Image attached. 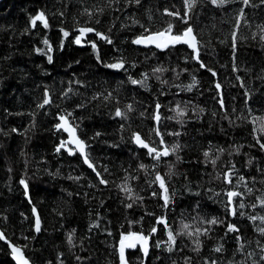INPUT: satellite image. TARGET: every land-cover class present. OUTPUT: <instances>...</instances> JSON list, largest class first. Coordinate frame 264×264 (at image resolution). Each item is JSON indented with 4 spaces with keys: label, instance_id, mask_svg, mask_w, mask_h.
<instances>
[{
    "label": "trees",
    "instance_id": "trees-1",
    "mask_svg": "<svg viewBox=\"0 0 264 264\" xmlns=\"http://www.w3.org/2000/svg\"><path fill=\"white\" fill-rule=\"evenodd\" d=\"M40 13L47 27L33 25ZM169 25L170 35L190 27L197 52L181 42L163 49L133 43ZM83 28L93 31L76 43ZM262 37L264 0H195L191 9L185 0L0 2L6 238L32 264H121L117 244L129 232L148 236V251L128 249L126 264H264ZM116 63L123 67L108 66ZM46 92L50 102L41 108ZM63 114L96 173L71 146L57 152L65 135L55 124ZM135 133L157 149L163 141L169 154L156 159L137 148ZM229 191L240 193L231 204ZM169 231L176 237L171 251ZM0 264H14L1 239Z\"/></svg>",
    "mask_w": 264,
    "mask_h": 264
},
{
    "label": "snow or ice",
    "instance_id": "snow-or-ice-1",
    "mask_svg": "<svg viewBox=\"0 0 264 264\" xmlns=\"http://www.w3.org/2000/svg\"><path fill=\"white\" fill-rule=\"evenodd\" d=\"M137 2H139V0H137ZM224 2H225V0H213V3L223 4ZM248 2H249V0H243V3L245 5H247ZM194 3H195V0H185V5H186V8H188V9H191V7L193 6ZM167 14L168 15H178L176 13H167ZM242 14H243V10H241V15ZM185 15H187V13H185ZM37 20L44 22L45 27H47V22L45 21V17H44V14L43 13H40L39 15H37L32 20L33 25L36 23ZM171 29H172V25H169L168 28L165 31H163V32H157L154 35H150V36H148L146 38H138L137 40L133 41V43H136V44H140V43H155L156 44V47L162 48V47H167L168 44H175V43L183 42V43H187L189 45V47H191L194 51L196 50L195 37L192 35V29L190 27L187 28L182 35H170ZM92 31H93L92 28H83V29L80 30L81 36H83L86 32H92ZM96 34H97V36H100L103 39H107V37H104L101 33H96ZM64 35L67 36L68 33L65 32ZM262 38H264V37H262ZM47 43H48V41L45 40V44H47ZM76 43H80V37H77ZM93 47L95 48V44H93ZM49 51H51V48L50 47H49ZM196 58L198 59V54H197V57ZM48 60H49V62H51L52 57L49 56L48 57ZM108 66L111 67V68H117V69H119V68L123 67V63H116V64H111V65H108ZM201 66L204 67L203 64ZM155 71H161V69H156ZM213 75H215V73H213ZM132 83L133 84H136V83H139V82L136 81V80H133ZM219 87L220 86L217 85V88H219ZM47 97H48V93L46 92L45 93V99H44L43 103L39 105V107L43 108L45 105H47L50 102ZM129 107H131V106H129ZM157 108H159V105H157ZM116 115L117 116H123V113L119 109H117ZM156 119L159 120V116L158 115L156 116ZM60 120L62 121V123L61 124H58L56 126L57 129L59 130V129L63 128L65 131H67L69 133L70 139L68 141H66V142L65 141H62L61 144H60V146L56 149L57 152H59L61 150V148H65L68 144H75L76 147L79 149L81 155L84 157L85 163H87L88 166L90 168H92L93 165L89 162V157L87 156V153L85 152V148H86L85 142L82 141V140H80L76 136V129L75 128H72L71 126H69L68 125V121L64 117H60ZM157 134H159V133H157ZM134 138H135V142L138 145L147 148L148 151H149V153L150 154H153L154 155V158H156V159H159L161 156H167L169 154L167 149H165L163 152H160V151H158L154 147H149V145L144 142V140L141 138V136L139 134H135V137ZM261 147L264 148V144H261ZM69 154H72L71 149H69ZM205 155L207 156L208 154L205 153ZM213 163H215V161H213ZM140 167L141 168H144L145 165L142 164ZM93 170H95V169L93 168ZM98 175H99V173H98ZM156 180L159 181L160 187L165 192V195H164L163 198L165 200V205H167V202L169 200V197L167 195V188L165 186V180L160 175H157L156 176ZM241 180H243V177H241ZM227 182L231 183L230 177L227 178ZM20 183L21 184H24L25 189L27 190V184H26V182L24 180H21ZM101 183H105V181L104 180H101ZM123 190L124 191H127V192H131V189H129L127 187H125ZM239 195H240V193H238V192L229 191L227 193L229 204L232 203L233 197H236V196H239ZM260 204L262 206H264V200H261L260 201ZM131 206H132L131 204L128 205V207H131ZM240 207L242 208V207H244V205L241 204ZM253 207H255V205H253ZM33 211L35 212V209H33ZM232 212H233V215H235V209H233ZM251 219L252 220H256L257 217L253 216V217H251ZM259 219L261 220L262 223H264V217H259ZM157 222L158 223H165V226L167 227V224L163 220V218H159ZM209 223L215 224V223H217V221L215 219H213L212 221H209ZM183 227L185 229H187L189 226L187 224H185ZM228 229H229V231H236L237 230L235 228V226L234 225H231V224L228 225ZM35 230L37 232L40 231V221H39V218L38 217H37V220H36ZM258 231L261 234H264V227H260L258 229ZM155 232H156V228L154 227L152 229V233H155ZM197 232H199V230H197ZM188 234L189 235H193V233H188ZM0 239H5V237L3 236L2 233H0ZM148 239H149L148 236H144L142 234L141 235H137L136 233H132V232H129L127 234V236L122 235V237H121V243H120V258H121V264H126L125 257H124L125 248H135L136 245H137V243H139L141 245V247H142L145 255H147V251H148V247H147ZM68 240H69V243H71V241H72V234H69ZM175 240H176L175 235L173 234L172 231H169L168 232V242H169V248H168V250L169 251L172 250L171 245H173L175 243ZM195 243L197 244V250H198L199 240L197 239L195 241ZM157 246H159V243H158ZM220 250H221L220 248H217L216 249V251H220ZM12 251L14 253V259L17 260V264H28V261H27V259H25L23 253L21 252V249L16 248V247L13 246Z\"/></svg>",
    "mask_w": 264,
    "mask_h": 264
},
{
    "label": "water",
    "instance_id": "water-1",
    "mask_svg": "<svg viewBox=\"0 0 264 264\" xmlns=\"http://www.w3.org/2000/svg\"><path fill=\"white\" fill-rule=\"evenodd\" d=\"M3 0H0V2H2ZM185 32V31H184ZM183 32V33H184ZM155 33H157V32H155ZM155 33H150V34H147V35H142V36H139L138 38H146V37H148V36H150V35H154ZM182 33V34H183ZM181 34V35H182ZM192 35L195 37V43H196V50L194 51L191 47H189V45L187 44V43H183V42H181L182 44H185L189 49H191V50H193L194 52H197V38H196V36H195V34H194V32H193V30H192ZM137 38V39H138ZM139 46H141V47H153V48H155V49H163V48H165V47H162V48H158V47H156V44L155 43H140V44H138ZM168 45H170V44H168ZM60 117H64L67 121H68V125L69 126H71L72 128H75L76 129V127L70 122V120L68 119V117L66 116V115H58L57 116V123L55 124V129L56 130H58L57 129V125L58 124H61L62 123V121L60 120ZM59 130H61L63 133H64V135H65V142L66 141H68L69 139H70V136H69V133L67 132V131H65L63 128H61V129H59ZM135 134H138V133H135ZM135 134H134V136H133V142H134V145L137 147V148H140V149H145V150H147L148 151V149L147 148H145V147H143V146H140V145H138L136 142H135ZM76 136L80 139V140H82L79 136H78V134H77V129H76ZM142 138V137H141ZM143 140H144V142L146 143V144H148L149 145V143L144 139V138H142ZM83 141V140H82ZM69 146H71L79 155H80V157L82 158V161L84 162V164L88 167V168H90L89 166H88V164L87 163H85V161H84V157L81 155V153H80V151H79V149L76 147V145L75 144H68ZM161 146H162V148H161V150H158V151H160V152H163L166 148H165V146H164V144H163V142L161 141ZM149 147H151L150 145H149ZM85 152H86V148H85ZM148 153H149V151H148ZM90 162V161H89ZM91 163V162H90ZM92 164V163H91ZM93 168H94V166L92 167V168H90L91 170H93ZM95 169V168H94ZM93 171H95V170H93ZM95 173H96V171H95ZM24 195H25V197H26V199L28 200V201H30V199H29V193H28V189L26 190L25 189V186H24ZM232 209V208H231ZM35 214V219H34V223H35V226H36V220H37V217H38V215H37V213H34ZM231 214L233 215V212H232V210H231ZM37 232V231H36ZM0 233H2L3 234V236L5 237V239H1L3 242H5V243H7V245H8V248H9V256H10V258H11V260L14 262V264H17V260L16 259H14V253H13V251H12V248H13V246L14 247H16V248H19V249H21V252L23 253V255H24V257H25V259H27V261H28V264H32L31 262H30V260L26 257V255L24 254V252H23V250H22V248L20 247V246H18V245H15V244H13L11 241H9L7 238H6V236H5V234L3 233V231L1 230V228H0ZM138 235V234H137ZM120 243H121V240L118 242V244H117V248H118V250H119V252H120ZM138 244V243H137ZM128 249H131V248H125V251H124V257L126 258V252H127V250ZM262 257H263V260H264V252L262 253ZM125 261H126V259H125Z\"/></svg>",
    "mask_w": 264,
    "mask_h": 264
},
{
    "label": "bare ground",
    "instance_id": "bare-ground-1",
    "mask_svg": "<svg viewBox=\"0 0 264 264\" xmlns=\"http://www.w3.org/2000/svg\"><path fill=\"white\" fill-rule=\"evenodd\" d=\"M163 142V141H162ZM163 144H164V142H163ZM164 146H165V144H164ZM161 148H162V146L158 149V150H161ZM165 148L168 150V148L165 146ZM157 149V148H156ZM168 153H169V150H168ZM150 154V153H149ZM162 157H166V156H162Z\"/></svg>",
    "mask_w": 264,
    "mask_h": 264
},
{
    "label": "rangeland",
    "instance_id": "rangeland-1",
    "mask_svg": "<svg viewBox=\"0 0 264 264\" xmlns=\"http://www.w3.org/2000/svg\"><path fill=\"white\" fill-rule=\"evenodd\" d=\"M78 37H81L80 39H82L84 36H81V33L78 35ZM141 249H142V247H141V245L138 243L137 244Z\"/></svg>",
    "mask_w": 264,
    "mask_h": 264
}]
</instances>
